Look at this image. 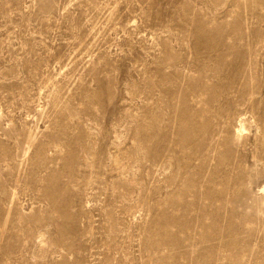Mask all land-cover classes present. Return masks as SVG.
Here are the masks:
<instances>
[{
  "label": "rangeland",
  "instance_id": "obj_1",
  "mask_svg": "<svg viewBox=\"0 0 264 264\" xmlns=\"http://www.w3.org/2000/svg\"><path fill=\"white\" fill-rule=\"evenodd\" d=\"M264 0H0V264H264Z\"/></svg>",
  "mask_w": 264,
  "mask_h": 264
},
{
  "label": "bare ground",
  "instance_id": "obj_2",
  "mask_svg": "<svg viewBox=\"0 0 264 264\" xmlns=\"http://www.w3.org/2000/svg\"><path fill=\"white\" fill-rule=\"evenodd\" d=\"M264 189V188H263Z\"/></svg>",
  "mask_w": 264,
  "mask_h": 264
}]
</instances>
